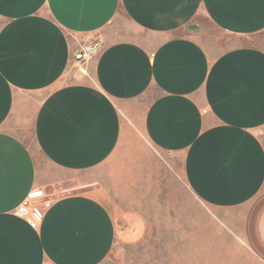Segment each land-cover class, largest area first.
Here are the masks:
<instances>
[{
    "label": "crops",
    "instance_id": "1",
    "mask_svg": "<svg viewBox=\"0 0 264 264\" xmlns=\"http://www.w3.org/2000/svg\"><path fill=\"white\" fill-rule=\"evenodd\" d=\"M97 41L83 76L74 54ZM139 136L239 214L264 264V0H0V264L140 243L146 216L111 207L100 175L128 173ZM35 190L52 202L36 228L17 215Z\"/></svg>",
    "mask_w": 264,
    "mask_h": 264
},
{
    "label": "rangeland",
    "instance_id": "2",
    "mask_svg": "<svg viewBox=\"0 0 264 264\" xmlns=\"http://www.w3.org/2000/svg\"><path fill=\"white\" fill-rule=\"evenodd\" d=\"M131 147L128 173H114L111 165L100 175L109 180L111 207L141 212L148 230L136 245L116 244L108 264H262L240 236L239 214L200 202L185 183L180 159L141 136Z\"/></svg>",
    "mask_w": 264,
    "mask_h": 264
},
{
    "label": "built area",
    "instance_id": "3",
    "mask_svg": "<svg viewBox=\"0 0 264 264\" xmlns=\"http://www.w3.org/2000/svg\"><path fill=\"white\" fill-rule=\"evenodd\" d=\"M101 48V42L85 45L74 54V62L79 73L88 76V64ZM52 202L47 201V194L43 190H35L27 200L17 209V215L24 217L34 228L44 220L45 211L50 208Z\"/></svg>",
    "mask_w": 264,
    "mask_h": 264
}]
</instances>
